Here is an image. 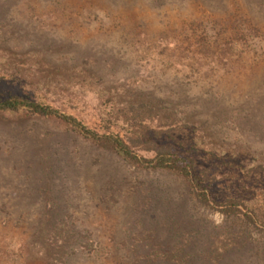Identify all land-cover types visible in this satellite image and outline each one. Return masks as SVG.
<instances>
[{
  "label": "rangeland",
  "instance_id": "rangeland-1",
  "mask_svg": "<svg viewBox=\"0 0 264 264\" xmlns=\"http://www.w3.org/2000/svg\"><path fill=\"white\" fill-rule=\"evenodd\" d=\"M14 95L146 158L173 141L242 214L56 119L0 113V264H264V0H0Z\"/></svg>",
  "mask_w": 264,
  "mask_h": 264
},
{
  "label": "trees",
  "instance_id": "trees-1",
  "mask_svg": "<svg viewBox=\"0 0 264 264\" xmlns=\"http://www.w3.org/2000/svg\"><path fill=\"white\" fill-rule=\"evenodd\" d=\"M25 113L27 115L39 118L56 119L63 125H66L71 131L81 135L82 137L93 141L100 148L119 154L126 161L132 163L137 168L144 170H167L182 176L191 186L199 203L204 206H217L220 212L227 216H237L242 214L238 202L227 200L222 204L214 202L211 195L202 186V179L197 177L193 172V161L173 152V141L157 143L154 139L147 140L148 144L153 145L151 149L153 156L150 158L139 155L131 146L140 142V138L126 139L120 134L113 132L98 133L87 127L82 121L76 117L61 112L50 105L36 102L21 96H9L0 98V113ZM140 137L139 135H137ZM160 135H154L159 139ZM167 136V135H166ZM136 137V135H135ZM169 136L165 137L168 138ZM164 140V139H163ZM149 151V150H148ZM249 221L252 218L245 215Z\"/></svg>",
  "mask_w": 264,
  "mask_h": 264
}]
</instances>
